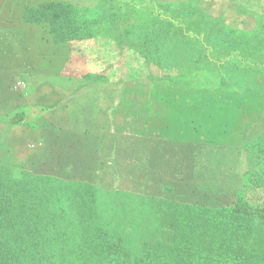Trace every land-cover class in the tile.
Segmentation results:
<instances>
[{
	"label": "trees",
	"instance_id": "trees-1",
	"mask_svg": "<svg viewBox=\"0 0 264 264\" xmlns=\"http://www.w3.org/2000/svg\"><path fill=\"white\" fill-rule=\"evenodd\" d=\"M124 1L95 0L90 7L82 1L3 0L0 19L3 12L10 18L0 22V28L16 26L19 45L24 49L25 34L30 49L44 55L42 63L49 71L56 55L60 59L68 55L66 46L82 40L99 45L102 35L115 42L117 63L131 62L128 71L153 63L162 71H192L188 54L182 56V40H204L203 35L211 40L212 32L202 24L212 17L185 0H128V12ZM170 4L174 8H168ZM255 17L256 28L244 30H234L216 18V62L208 57L197 60L206 70L216 65L219 91L233 93L236 82L247 96L264 99V75H259L264 69V17ZM200 49L212 52L211 47ZM225 103L216 106V114L229 120L228 113L241 102ZM172 112V119L182 123L186 116ZM200 114L205 123L175 129L205 131L211 112ZM17 117L19 123L22 115ZM243 126L232 135L245 152L246 170L239 185L216 191V206L96 184L61 170L62 159L48 163L50 172L27 163L18 169L0 164V264H264V130L243 142L239 137ZM141 129L144 135L151 131L147 122ZM170 129L155 132L165 138L173 134ZM220 135L206 136L220 146L224 142Z\"/></svg>",
	"mask_w": 264,
	"mask_h": 264
},
{
	"label": "rangeland",
	"instance_id": "rangeland-1",
	"mask_svg": "<svg viewBox=\"0 0 264 264\" xmlns=\"http://www.w3.org/2000/svg\"><path fill=\"white\" fill-rule=\"evenodd\" d=\"M2 1L0 0V4ZM63 1L73 2V4L82 1L91 7L95 0ZM155 1L164 2L166 0ZM189 1L191 5L199 8L196 4L197 0ZM128 2L130 3L128 0L123 2L124 12H128ZM135 3L139 6L137 1ZM170 7L174 8L173 4H170L168 8ZM200 10L202 11L201 8ZM3 14L0 22H9L8 13L3 12ZM255 15L264 17V0H216V18L234 30H240L245 24L251 29L256 28ZM205 25L210 27L209 24ZM167 29L170 27L168 26ZM2 35L0 34V52L7 54L9 64L21 67V70L10 71L8 68L9 71L4 72L5 77L0 76V90L9 87V93L0 92L2 93L0 164H8L18 169V166L27 163L33 167L38 165L42 172H50L51 167L48 163L56 159L60 162L62 159L65 165L61 167V170H71L80 174V177H89V180L96 184L111 185L132 191L147 190L156 195L174 197L183 203H197L206 206H216L217 190L228 189L230 186L240 184L241 175L246 170L245 152L238 147L232 133L236 134L235 132L241 131L243 125H246L244 131L239 133V137L243 142H248L261 135L264 130V99H253L252 96H246L245 88L241 84L234 82L232 84L233 95L229 96L230 101L241 102V104L233 107V111L228 113L229 120L218 117L216 114V128H211L213 133L216 131V134H223L220 136L223 137L224 142L220 146L210 141L207 142V136H213V133L205 134L207 136L201 142H190L191 135L183 131L178 132L175 127L178 125L183 127V124L188 123L190 126L205 123V116L193 111L179 112L186 116L182 118L181 123L172 119L175 116L172 111H157V108L161 107L158 103L162 102L161 97L163 96L159 94L165 90L161 86L154 85L150 92L149 82L159 80L156 76L161 69L153 63L149 66L138 64L134 70L128 71L131 69L129 65L131 62L128 64L125 59V64L122 66L117 63L119 54L115 50V42L105 40L107 37L102 35L99 45L91 46L87 44L88 40L80 41L85 48H82L83 52L79 53L76 65L84 70L86 56L90 64L103 68L104 75L100 73L102 82L114 88V105L109 112V127L105 128V125L102 128L99 127L101 117L98 112L90 111L86 96L66 98L64 102L67 108H61V113L49 112L53 106L57 107L58 100L53 93L43 90L39 99L46 104V108L41 114L42 119L39 125L32 126L27 123L28 110L22 108L21 102L31 94L33 86H42L44 83L52 84L54 79L48 74H44V76L48 75L45 77H36L35 72L46 68L44 63L38 61L37 70V66L26 67L24 61L28 63V60L36 56L31 57L32 52L26 53V50L31 47L27 44L28 41H25V34L24 49L19 45V38L15 31L7 37ZM183 50L186 53L184 48ZM129 53L131 54L130 51L124 52L125 55ZM112 62L115 64L109 67L108 65ZM192 65L193 67L201 66L203 71L200 73L202 74L205 71L208 72L200 63ZM100 74L85 73L72 77L77 78L76 80L81 83L86 80L96 82V79L100 81ZM259 75H264V69L259 72ZM131 77L137 79L133 80ZM72 82L74 85L79 84L77 81ZM219 82V80L216 81V86ZM61 83L63 84V81ZM208 84L212 86V83L208 82ZM159 85L165 84L159 83ZM171 99L179 102L178 98ZM207 100L209 98H206ZM152 106L154 109H151ZM19 114L25 119L23 123L22 121L16 122ZM146 122L151 131L144 135V129L141 128ZM128 125L137 127V130L126 129ZM164 127L172 128L170 131L173 134L166 135L165 138L157 136L155 130L164 129ZM227 131L228 134H225ZM222 177L228 180L223 181ZM220 194L223 197V192ZM259 198H261L260 195Z\"/></svg>",
	"mask_w": 264,
	"mask_h": 264
},
{
	"label": "crops",
	"instance_id": "crops-1",
	"mask_svg": "<svg viewBox=\"0 0 264 264\" xmlns=\"http://www.w3.org/2000/svg\"><path fill=\"white\" fill-rule=\"evenodd\" d=\"M176 2V1H183V0H166V2ZM189 1V0H185ZM193 1V0H192ZM196 1V0H195ZM198 2V3H197ZM196 4L199 8L204 11L203 13L209 17H213L211 21L204 22L202 24L203 29H208L212 32V35H210L211 40L205 37L203 35L204 40L196 39H186L182 40V45L186 51V53H182L183 57H186L188 54L189 59V66L196 63H201L197 59L203 57H208L212 61L216 62V0H197ZM193 12L192 10H190ZM204 24H211L210 27H205ZM230 27V26H229ZM247 24L245 26H241V29H246ZM5 29L0 30V34H3L2 36H9L13 33V31H17L18 28L16 26H13L11 24H7L4 27ZM182 30V27L179 28ZM22 36L24 32L21 33ZM188 35V34H187ZM18 37V35H16ZM202 37V34L200 35ZM190 37L189 35L187 36ZM21 41H19L20 43ZM18 43V41H17ZM89 44V42L87 43ZM7 45V44H6ZM24 46V45H22ZM42 46V45H41ZM85 46H87L85 44ZM211 47L212 52L208 51H202L200 47ZM65 47V46H64ZM63 47V49H64ZM82 48H85L81 45V43H74L71 46H66L65 50H68V55L65 57L63 55L60 59L57 57L53 60V68L51 71L46 68L41 71H37L36 77L39 76H48L54 79V83H44L42 86H33L31 90V94L27 95L26 98H24L21 102V106L23 109L28 110V114L26 117L28 125L31 124L32 126L39 125L40 119H42V112L46 108V104L40 101L39 95L43 91H48L53 93L54 96H56V99L58 100L57 107L53 106L52 109L49 112L52 113H61V108H67V104L64 102L66 98H70L73 96H86V101H88L89 109L90 111L98 112V114L101 117V120L103 118V124L101 125V120L98 123L99 127L102 128L105 125L106 127H109L110 121H109V112L112 108L113 104V93L114 88L112 86H109L108 83L102 82L101 74L104 75L103 68L98 66H93L89 63V61L86 59L85 56V64H84V70H81L79 65H76V61L79 59V53L83 52ZM195 48V49H193ZM32 52V56H36L28 60L29 62L26 63L27 68H31L32 66H36V63L43 62L44 55L40 53L39 50L34 51L31 49L26 50V53ZM85 52L87 50L85 49ZM189 54L194 55V57H190ZM5 55V56H4ZM194 59V60H193ZM209 59V60H210ZM32 60V61H31ZM10 62L8 60L7 54H0V76H4L7 72L8 68H10V71H20L21 67H14L13 65L9 64ZM8 64L9 66H7ZM31 65V67H30ZM17 66V65H16ZM212 68V70L205 71L204 74L200 73V71H203L199 69V67H193L192 65V71L182 72V71H162L156 76L159 80H153V83H150V92L152 88H154V85L163 87L164 92H160L162 102L158 103V105H161V107L157 108V111H193L198 112L199 115L200 112L204 110H210V120L208 123V126L205 131H196V132H189V131H183L184 133H189L191 135L190 141H196L201 142L203 138H205V134L209 135L213 133L211 128H216V106H220L221 101H224L228 103L229 96L233 95V93L219 91L218 86H216V81L219 80L218 78L220 75L216 72V65ZM187 67V68H188ZM186 68V69H187ZM101 69V70H100ZM30 70V69H29ZM28 70V71H29ZM37 70V69H36ZM9 71V70H8ZM33 70H31L32 72ZM79 71V72H77ZM4 73V74H3ZM79 73V74H76ZM100 74V81L93 82V81H85L81 83L80 81L76 80L77 78L72 76H80L81 74ZM44 74H48L45 75ZM106 75V74H105ZM5 77V76H4ZM178 78V79H177ZM173 79V81H171ZM177 79V80H176ZM70 80V83H67L66 81ZM63 81V84L61 83ZM72 81H77L79 84L74 83ZM207 81V83H206ZM208 82L212 83V86H209ZM158 83V84H157ZM159 83L165 84V85H159ZM171 85H168L170 84ZM79 85V86H78ZM43 90V91H42ZM3 91V93L8 92L9 93V87L3 88L0 90V92ZM1 95L0 93V102H1ZM12 93L10 92V97ZM158 95V96H159ZM226 95V96H225ZM159 96V99H160ZM247 96V94H246ZM171 98H178V101H174ZM206 98H209V100L206 101ZM10 99V98H8ZM217 102V103H216ZM226 103L224 105H226ZM229 103H232L230 101ZM228 103V104H229ZM237 106V105H236ZM235 107V106H234ZM156 108V107H155ZM241 108V107H240ZM151 109H154L153 106ZM22 118V122L25 121V119ZM29 119H32V121H29ZM213 136H216V131L212 134ZM196 137V138H195ZM205 141V140H204ZM212 142L216 144V139H210L207 142Z\"/></svg>",
	"mask_w": 264,
	"mask_h": 264
}]
</instances>
